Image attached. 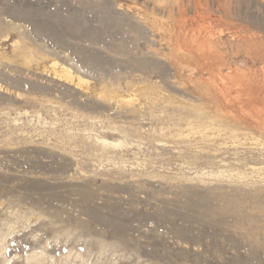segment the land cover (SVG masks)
<instances>
[{"label": "rangeland", "instance_id": "1", "mask_svg": "<svg viewBox=\"0 0 264 264\" xmlns=\"http://www.w3.org/2000/svg\"><path fill=\"white\" fill-rule=\"evenodd\" d=\"M211 53L228 84L171 65ZM237 230L264 241V0H0V264H264Z\"/></svg>", "mask_w": 264, "mask_h": 264}, {"label": "bare ground", "instance_id": "2", "mask_svg": "<svg viewBox=\"0 0 264 264\" xmlns=\"http://www.w3.org/2000/svg\"><path fill=\"white\" fill-rule=\"evenodd\" d=\"M180 57V59L179 58H176L175 60H177V63H175V64H173V62H172V67H174L175 68V70H176V75L179 77H181V75L185 72V73H187L189 76H188V78L189 77H193L192 75H194V74H197V76H199V79H201V76L203 75V73H207L209 76H214L215 74H217L219 77H220V79H221V81L224 83V84H228L229 82H231L232 80V78H233V74L231 73V71L229 72L228 70V72H226V74H224L223 72V70L221 69L222 68V66L220 67V62H218V61H215V60H213V57H214V55H212V53H211V56H209L208 57V61L207 62H205L202 66H201V68L200 69H196V70H194V69H192V68H189V66L187 65V63H188V60L185 58V57H182V56H179ZM56 66V64H54V67ZM214 67L215 68H218V70H217V72L214 74L213 73V69H214ZM230 70V69H229ZM223 71V72H222ZM60 77H62L66 82H69V83H73V80H75V81H77V85H82V84H86V82H84V80L82 81L79 77H77V78H75L74 77V75H73V73L71 72V70H69V69H67V68H64V67H61V69H60ZM223 73V74H222ZM58 75V76H59ZM177 76H175L176 78H177ZM202 80V79H201ZM210 80H211V78H210ZM200 83H203V82H200ZM198 116V118H200V120H195V121H188L187 123H186V127L187 128H189V129H192V130H194V129H196L197 127H199L200 129H201V131H200V133L199 134H201L200 136L201 137H204V136H206L208 139H212V138H215V137H217V138H222L221 140H220V144L221 145H227L228 143H229V141H232V143H235L237 140H239V139H241V138H243L244 137V140H246L247 142L249 141L250 142V144L251 143H253V144H257L258 143V141H256V140H254L253 138H252V136H249L248 134H239V133H237L236 131H234V130H231V129H225V127H223L222 125H219V124H217V123H214V121L211 119V118H209V117H205L204 115H197ZM194 123H196L197 125H195ZM242 136V137H241ZM101 140V139H100ZM104 141V140H103ZM102 141V142H103ZM248 142V143H249ZM104 143H105V141H104ZM107 144V143H106ZM109 144V143H108ZM252 145V144H251ZM114 146H122V144L121 143H117V144H115ZM17 212V211H16ZM28 213H31L32 214V212H28ZM11 214V213H10ZM12 214H13V216H14V213L12 212ZM11 214V215H12ZM15 214H17V213H15ZM23 213H20V215L21 216H25L27 213H24V215H22ZM31 214H29V215H31ZM13 216H11V217H13ZM21 216H17V215H15V219H14V223H12V224H9L8 225V229H10V230H13V226H15L14 224H16V226H20V222L19 221H24L22 218H24V217H22L21 218ZM20 218H21V220H20ZM13 219V218H12ZM25 219V218H24ZM7 221V220H6ZM2 222H3V220H2ZM17 222H19V225L17 224ZM6 223V222H5ZM9 223V222H8ZM11 223V222H10ZM7 224V223H6ZM5 224V225H6ZM24 224V223H23ZM28 224V223H27ZM234 224H236L235 222H234ZM2 225V224H1ZM3 225H4V223H3ZM4 225V226H5ZM26 225V224H25ZM7 226V225H6ZM22 226V225H21ZM228 226V225H227ZM233 227V226H232ZM18 228V227H17ZM234 228V227H233ZM5 229V228H4ZM16 229V228H15ZM14 229V230H15ZM235 229H236V226H235ZM7 229H5V231H6ZM4 230L2 231V233L4 232V234H6L7 232H5ZM254 231H257L256 229L254 230ZM1 232V231H0ZM9 232V231H8ZM10 232H12V231H10ZM64 232V231H63ZM9 233H7V235H8ZM66 234V233H65ZM237 234L238 235H240L241 237H243L244 238V236L245 235H248V237H246L245 239L247 240V242H249L250 243V245L253 243L252 242V240H251V237L254 235V233H250V234H247V232L246 231H240V230H237ZM5 236V235H4ZM3 237V236H2ZM4 240V237H3V239H1V241L2 242H4L3 241ZM251 241V242H250ZM1 245H2V243H0ZM100 244V243H99ZM98 244V245H99ZM256 244L257 245H255V246H252L251 248H253L252 249V251H254L255 253H257V254H259V255H263L264 256V241H263V243H257L256 242ZM250 245H249V247H250ZM100 246V245H99ZM103 246V245H102ZM100 246V252L101 253H106L107 252V250H112L113 248H111V247H109V246ZM3 250V249H2ZM251 250V249H250ZM231 252V251H230ZM34 253V252H33ZM108 253H109V251H108ZM231 254V253H230ZM247 255V254H246ZM254 256H256V254L254 255ZM257 257H260V256H257ZM257 257H255V258H257ZM262 257V256H261ZM219 258V257H218ZM232 258V257H231ZM254 258V257H253ZM53 259V258H52ZM251 259V258H250ZM48 260V258L44 255V254H39L38 253V255H32L31 254V256L30 257H28L27 258V264H45V262ZM66 260V259H65ZM220 260V259H219ZM51 262H52V260H51ZM74 262V261H73ZM52 264V263H51Z\"/></svg>", "mask_w": 264, "mask_h": 264}]
</instances>
